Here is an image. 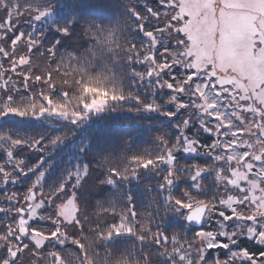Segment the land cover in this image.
<instances>
[{
  "label": "snow or ice",
  "instance_id": "obj_1",
  "mask_svg": "<svg viewBox=\"0 0 264 264\" xmlns=\"http://www.w3.org/2000/svg\"><path fill=\"white\" fill-rule=\"evenodd\" d=\"M154 3L159 7L149 6L146 11L157 22L155 25L149 24L148 17L134 5H124V9L130 11L136 20L130 29L135 36L128 41L127 87L147 81L148 91L155 87L169 90L172 93L170 99L176 102L178 108L198 110L202 114L200 123L210 130L213 139L211 143H201L185 131L169 142L164 135H160L156 152L133 153L123 166L105 159L107 174L101 183L114 185L117 179H137L140 170L163 165L166 171L159 188L166 195L162 206L165 209L175 206L176 210H187L185 220L200 225L194 231V238L202 241L195 252L198 259L193 261V253H185L183 247L168 252L166 246L171 244L176 248L181 242L179 233L154 228L149 220L142 221V214L134 204L118 207L114 198L106 202L97 201L99 213L92 220L81 206L76 190V186L83 187L88 172L77 169L69 173V179L73 181L71 192L66 190L67 186L63 183L55 192H45L37 182L22 196L16 192L5 194L6 206H0V264H24V253L36 257L32 264H40L41 260L50 261V264H72V261L65 260L61 251H49L47 255H42L49 245L59 246L61 250L68 245L76 246L79 253L73 257L76 264H94L92 250L96 241L109 245L125 234L134 237L142 249H154L153 252L164 257L167 264H177V261L179 264H242L243 261H247V264H264V249L253 251L238 247L239 240L243 238L264 245V195L255 201L248 195L252 190L251 177L264 183V80L252 81L245 77L246 86H241L239 77L222 80L214 60L194 50L196 45L203 47L206 42L214 43L217 47H231L235 54L225 57V62L235 67L237 72H264V12L258 11L264 9V0H233V7L228 6L227 0H154ZM62 6L71 12L77 11L73 0H66ZM140 7L143 8V5ZM0 9L6 10V15L0 18V90L4 93L0 96V118L9 115L40 117L56 114L75 124L86 119L90 113H101L110 104L124 102L128 97H133L146 111L160 108L159 104L151 100L145 101L139 95L125 92L115 83L105 87L100 74L88 75L78 84L79 95L74 96L69 85L75 81L66 80L58 86L54 82L53 72L41 74L32 59L34 52L38 53V57L47 56L49 64H56L57 72L61 70L62 65L55 58L62 41L57 38L46 46L47 34L39 23L48 22L55 8L49 6L47 0H36L35 4L26 5V10L34 13L30 15L31 30L27 32L17 31L19 25L13 24L14 12L19 17L24 15L19 4L10 6L9 0H0ZM161 9L170 11L161 12ZM53 27L64 36L71 31L68 26ZM85 31H90V28ZM114 31L107 34L104 44H113ZM10 33L13 35L10 36ZM92 36L96 38L95 33ZM9 40L11 55L6 47ZM21 42L24 46L21 52L26 54L17 57L14 54ZM2 58L8 59L11 72L21 78L22 89L30 94L27 103L15 99L13 93L21 90V87H17V82L8 75L9 69L4 67ZM75 60V52L69 53L68 62L63 67H70V62ZM18 66L27 71H18ZM73 71L86 75L84 68ZM10 81L13 84L12 94L8 90ZM91 88L98 89L102 95L97 97L86 91ZM57 92L60 93L58 99ZM166 115L173 116L175 113L169 111ZM245 116L254 130L243 127ZM188 123L190 117H186L177 127L186 128ZM246 134L253 136L254 140L243 139ZM41 140L36 139L32 145L39 147ZM22 143L24 141L12 138L7 146L0 147L10 148ZM177 151L204 153L216 165H221L216 170V180L223 195L213 197L211 201L197 199L189 187L184 190L182 197L174 195L173 186L185 178L191 182L192 189L202 191V178L213 171L208 164L180 165ZM7 154L12 157L10 151ZM223 166H227L228 175L221 181ZM240 168L244 169L241 179L235 181L232 176ZM13 170L30 171L21 166L19 159H15L12 168L2 161L0 185L6 186L15 181ZM255 192H264V187L256 188ZM235 193L240 195L236 196ZM230 198L232 203L228 202ZM53 199L59 202L55 209L52 212L42 211L45 203ZM125 199L131 202V194ZM241 206L249 207L250 214L238 212ZM147 215L151 216V213ZM211 215L217 217L214 220L216 228L205 229L203 224ZM41 217L48 222L49 227L34 226ZM188 248H192L191 243ZM105 250L108 255L112 252L111 248ZM213 250H216L215 255L212 254ZM219 250H224V258H221ZM153 252L144 251L145 264H150L149 257Z\"/></svg>",
  "mask_w": 264,
  "mask_h": 264
},
{
  "label": "trees",
  "instance_id": "obj_2",
  "mask_svg": "<svg viewBox=\"0 0 264 264\" xmlns=\"http://www.w3.org/2000/svg\"><path fill=\"white\" fill-rule=\"evenodd\" d=\"M141 1L144 2L145 0H138V2ZM65 2L66 0H47V4L55 8V12L48 22H39L43 25V31L47 34L46 46L48 42L57 38L62 41L60 51L55 58L57 63L62 65L61 70L57 72L56 64L50 65L47 56L38 57V53L34 52L32 54L33 63L39 68L40 73L52 71L54 82L58 86H61L66 80L75 81L69 85L74 96L79 95L78 84L85 80L88 75L96 76L100 74L105 87H110L115 83L121 86L125 92L130 91L134 96L139 95L145 101L151 100L147 98L151 93L158 97L159 95L157 94L160 93L159 87L151 88V91H148L147 81L136 86L127 87L128 66L126 58L128 56V41L135 36L130 29L134 27L136 20L130 11L124 9V5H134L135 2L133 0H123L122 4L121 0H73L77 9L74 12L62 6ZM35 3L36 0H9L10 6L19 4L20 11L24 13L23 17H19L14 12L13 24H18V28L21 26L26 27L30 31V15L34 13H29L26 10V5ZM140 6L141 4L135 7L140 9ZM5 15L6 10L0 9V18ZM149 19L152 24L157 23L154 19ZM0 23H2V20H0ZM53 25L68 26L71 30L70 34L67 36L62 35ZM89 28L90 31H85ZM113 29H115L113 32V44L108 46L103 41ZM92 33H95V39ZM9 35L13 34L10 33ZM6 47L11 55L10 40L7 42ZM23 48V43H19L14 55L18 57L26 54L21 52ZM72 52H75L77 60L71 61L70 67H63L68 62L69 53ZM2 62L4 67L9 69L8 75H11L12 80L17 82L16 86L21 87V90L13 93L15 99L17 102L27 103L30 94L22 89L21 78L11 72L7 58H2ZM79 68H84L86 75L73 71V69ZM18 71H27V69L18 66ZM12 88L13 84L10 81L8 84L9 94H12ZM86 91H89L90 94H95L97 97L102 95L95 88L86 89ZM56 95L58 99L60 93L57 92ZM139 107L133 97H128L124 102L110 104L101 113H90L86 119L75 124L71 120L56 114H45L40 117L9 115L8 120H6L8 127H5L12 130L8 131L6 144L8 145L9 140L12 138L24 141L26 145H17L15 152L21 160L30 166H34L43 158L42 150L50 149L49 152L51 153L48 155L53 154L50 158L47 155L50 165L42 174H40L41 169L38 168V170L26 176V181H28L26 184L29 183L28 188L38 182L45 192H55L62 183L66 185L69 173L75 172L77 169H85L88 175L84 178L83 187L76 186V190L83 205V201H87L91 209L95 208L96 211L90 213L92 220H95L99 213V209L96 208L97 201L106 202L110 198H114L118 207H127L129 203L134 204L136 210L142 214L143 219L151 221L154 228L158 227L161 230L171 232L172 227L166 228V225L172 219L171 209L169 207L165 209L162 206L166 193L160 190L159 185L163 183V180H160L161 178L159 179L157 176L161 174L162 169L165 170L163 165L158 168L140 170L137 179H129L128 181L117 179L114 185L101 183L107 174L105 159L123 166L128 163L127 157L133 153L150 154L156 152L159 147L158 136L164 135L169 142L174 141L178 137L170 120L165 117L154 114V116H149V124H144L140 118H137L140 117L137 113ZM151 121L155 122L150 123ZM54 123L56 124L55 127L52 126ZM1 130L2 128H0ZM55 132L58 134L57 138H59V141L57 142L56 138L54 141L47 142V138ZM190 132L191 130L189 129ZM43 133L47 134L43 135ZM27 136L35 138L27 141ZM198 136V140L201 143H211L213 139L210 134L202 131L198 133ZM38 138H42L41 144L39 147H34L32 142ZM13 146L15 145L10 148ZM38 176L41 179L37 181ZM71 184L73 186L72 180ZM129 194L132 196L131 202L125 199ZM173 194L177 195L178 193L173 191ZM104 206L107 207V203ZM44 209L46 208L44 207ZM87 212L89 213L88 210ZM148 213H151V216L147 215ZM190 228L196 230V228ZM183 239L181 238V241ZM99 245L101 243L96 241L93 249H97ZM103 246L105 249H112L110 255L107 254L106 257L105 255L100 257L104 259L105 264H124V262H127V264H145L144 250L149 252L154 250L150 248L142 249L139 242L127 234L120 236L111 244ZM120 246H123V248ZM166 247L169 252L170 246ZM238 247H246L253 251L264 249V245H259L254 240L246 238L239 240ZM49 251H61L65 260L71 257V260H69L72 261V264H76L73 257L79 254L76 246L73 245H68L63 250L59 246L53 247L49 245L42 255H47ZM220 256L224 258V250L220 251ZM28 260L24 261V264H28ZM98 260L99 256L95 254L94 264L99 263L100 261ZM149 260L151 264H156L157 262L163 264L164 261L160 255L154 252L150 255ZM40 264H50V261L41 260Z\"/></svg>",
  "mask_w": 264,
  "mask_h": 264
},
{
  "label": "rangeland",
  "instance_id": "obj_3",
  "mask_svg": "<svg viewBox=\"0 0 264 264\" xmlns=\"http://www.w3.org/2000/svg\"><path fill=\"white\" fill-rule=\"evenodd\" d=\"M133 1L135 2L134 5L136 7H138V5H140V4L143 5V8L139 7L140 9L137 8V10L141 11L144 16L148 17L149 24L155 25V24H152V21H149L150 20L149 18H152V17L147 13L146 7H148V6L154 7L155 6L158 8V4L154 3V0H145L144 2H142V1L138 2V0H133ZM136 1H137V3H136ZM227 4L229 7L234 6L233 0H227ZM164 11H170V10L162 9V12H164ZM258 11L264 12V9H258ZM19 30H23V31L27 32L28 28L21 26L17 29V31H19ZM178 38H182V37H178ZM194 50L197 51L198 54L206 55L209 57L210 60H214L215 66L220 69V74H221L222 80L236 79L237 77H239L241 86H246V85H244L245 77H248L252 81L264 80V72L255 71L251 74L240 73V72H237L236 68L233 67L231 64L226 63L225 57L232 56L235 54L234 49L231 47H225L223 45L220 47H217L214 43L206 42L203 47L196 45ZM229 69H231V72L229 71ZM0 83H2V82H0ZM159 92L160 93L157 94V95H159L158 97H155L156 95H154V93H151L150 96H147V98L151 99L152 102L160 105V108L158 110L146 111L143 109L142 104H139L140 107H139V111L137 113H138V116H140V117H137V118H140V120L142 122H144V124H149V121H148L149 116H152V115L154 116V114H156L157 116L165 117L168 120H170L171 125L173 127V130L177 133V135H179L181 132L186 131L189 135H193L196 137V139H198L199 138L198 133L201 131L206 133V134H209L210 130L207 128H204V126L200 123V118H201L202 114L198 110H193V109H188V108H178L176 105V102L170 99V96L172 95V93L169 92V90L165 89L162 91V89L159 88ZM0 96H3L2 90H0ZM169 111L175 113V115L167 116L166 113ZM186 117H190V123H188L186 128L178 129L177 125L181 124L185 120ZM6 120H8V116H6L4 118H0V128H2V130L0 131V145H4V146H7L6 140L8 141V136H7V134L9 133L8 131L12 130L11 128L5 127V126L8 127V123ZM247 120H248V118H247V116H245L246 123H245V125H243V127H245L246 130H254V129H252V125L247 123ZM154 122L155 121H151L150 123H154ZM52 126L55 127L56 124L54 123ZM189 129L191 130L192 133L191 132L189 133ZM46 134L47 133H43V135H46ZM57 137H58V134L55 132L53 135H51L49 138H47V142L54 141ZM33 138H35V137L31 138L30 136H27L26 140L30 141ZM243 139H247V140L252 141V140H254V137L246 134L243 137ZM21 145L23 146L26 144L22 143ZM16 146L17 145L13 146L12 148L0 147V162L3 161L9 168H12L13 167V158L19 159L21 161V166L25 169L30 170V171L20 172L19 170H13V175L16 176L15 181L12 182L11 185H9V184H7L6 186L0 185V206H6V201L4 199L5 194L10 195L11 193L16 192L22 196L28 189L29 183L26 184L28 182V181H26V176L31 174L33 171L38 170V168L41 169L40 174H42L47 169V167L50 165V162L48 161V157L50 158V156L53 155V154L48 155L49 153H51V152H49L50 149H46V151L42 150L41 154H43V158L41 160H39L34 166H30L29 164H26L23 160H21L16 155V152H15ZM44 147H45V145H44ZM9 151L12 153V157L8 156L7 153ZM47 155H48V157H47ZM176 157H177V161L180 165L191 166L192 164H208V165H211V167L213 168V171H209L202 178L203 179V183H202V189L203 190L202 191L192 189L191 188V182L185 178L182 181L177 182V184H175L173 186L172 191H176V193H178L176 196L182 197L184 190L188 187L193 191L192 195L197 199H204V200L211 201L213 199V197L219 198L223 195L222 190L219 187H217V180H216V170L219 167H221V165H216L215 162L212 159H210L207 154H204V153L189 154V153H185L183 151H177ZM223 167H224V172H223V175L221 176V181L223 180L224 176L228 175L227 166H223ZM233 167L235 168L236 165H233ZM164 169H165V167H164ZM165 171H166V169L165 170L162 169L161 170L162 175L161 174L157 175L159 179L161 178L160 180H162V176L165 174ZM243 171H244L243 168L237 169V171L233 174L232 179L235 181H239L241 179V173ZM48 173H49V170H48ZM157 176H156V178H157ZM38 179H41V178L38 176V178L36 180L38 181ZM250 179L252 180V185H251L252 190L248 193V195L252 197L253 201H255L259 198V196L264 195V192H261V193L255 192L256 188L264 187V183L258 182L255 177H251ZM90 184H92V183H90ZM66 186H67L66 190L68 192H71L73 190V186L71 184V179H69L68 176L66 179ZM234 195L239 196L240 193H235ZM83 202H84L85 206L83 205L82 202H81V206L89 211V213H88L89 215L93 211H96L94 207L92 209L90 208L91 206L88 204L87 201H83ZM228 202L232 203L233 202L232 198H230ZM57 203H59V202L56 199H53L52 201L46 202L44 205V207L46 209L43 208L42 211L52 212L55 209V206ZM262 203H264V201H262ZM169 208L171 209L172 219L168 223V225H166V228L172 227V230L175 233H179L180 237L184 238L181 241V243L178 244V247L175 249H173L172 245L169 244V246H170L169 252L178 251V249L180 247H183L185 250V253L188 251H191L193 253V255H192L193 261L197 260L198 257L196 256L195 252H196V249L202 243V241H197L194 238L195 229L192 230L190 228V226L185 221V216L188 213V211L187 210H178V209L176 210L175 206H171ZM237 211L242 212L245 215H249L251 209L249 207L241 206L237 209ZM140 218L142 221L144 220L143 216H141ZM216 219H217V217H215L214 215L208 216L206 219V222L203 224L204 228L205 229H215L216 225L214 223V220H216ZM233 223H235V221H233ZM34 226H43V227L47 228V227H49V224L47 221H43V218L41 217L40 222L36 223ZM199 228H197L196 230H198ZM172 230H171V232H173ZM189 243L192 244L191 249L188 248ZM120 247L123 248V246H120ZM92 251H93V256L98 253V256H99L98 261H100L99 263H101L103 261V263H101V264H105L104 259L100 258L103 255H105V257L107 256L105 247L101 244L98 246L97 249H95V250L93 249ZM220 251L221 250H219V252ZM215 253H216V250H213L212 254L215 255ZM162 258L164 259V257H162ZM69 259L71 260V257ZM69 259H67L66 261H70ZM34 260H35V258L32 259V261H34ZM106 262H107V260H106ZM99 263H96V264H99ZM156 264H159V263L157 262ZM163 264H167L165 259L163 261ZM177 264H179V261H177ZM242 264H247V261H243Z\"/></svg>",
  "mask_w": 264,
  "mask_h": 264
},
{
  "label": "flooded vegetation",
  "instance_id": "obj_4",
  "mask_svg": "<svg viewBox=\"0 0 264 264\" xmlns=\"http://www.w3.org/2000/svg\"><path fill=\"white\" fill-rule=\"evenodd\" d=\"M14 161H15V158H13V163H14ZM11 184H12V183H9V185H11ZM38 222H40V221H36L35 224L38 223ZM35 224H34V225H35ZM33 257H35V256H32L30 253H24L22 259H23V261H26V260H28V258H29V260H28V264H30V263L32 264V262H33V261H32V258H33ZM35 259H36V257H35Z\"/></svg>",
  "mask_w": 264,
  "mask_h": 264
},
{
  "label": "water",
  "instance_id": "obj_5",
  "mask_svg": "<svg viewBox=\"0 0 264 264\" xmlns=\"http://www.w3.org/2000/svg\"><path fill=\"white\" fill-rule=\"evenodd\" d=\"M187 215H188V213H187ZM187 222V221H186ZM188 223V222H187ZM190 226H192V227H196V228H198V227H200V225L198 224V223H196L195 221H193V222H191V223H188Z\"/></svg>",
  "mask_w": 264,
  "mask_h": 264
}]
</instances>
